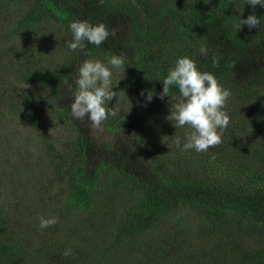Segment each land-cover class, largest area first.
Segmentation results:
<instances>
[{
    "label": "trees",
    "instance_id": "16d2710c",
    "mask_svg": "<svg viewBox=\"0 0 264 264\" xmlns=\"http://www.w3.org/2000/svg\"><path fill=\"white\" fill-rule=\"evenodd\" d=\"M254 11L257 28L237 30L253 12L246 0H0V107L40 133L26 164L39 174L19 184L43 197L15 217L0 204V264H264V7ZM73 21L116 34L73 52ZM121 53L124 67L109 65L116 115L102 140L73 119L63 93L85 59ZM182 57L231 93L223 142L207 152L175 143L187 131L167 118L178 89L158 95ZM43 124L66 131L51 138ZM40 216L58 222L41 229ZM83 228L93 237L79 238Z\"/></svg>",
    "mask_w": 264,
    "mask_h": 264
},
{
    "label": "clouds",
    "instance_id": "9594fccd",
    "mask_svg": "<svg viewBox=\"0 0 264 264\" xmlns=\"http://www.w3.org/2000/svg\"><path fill=\"white\" fill-rule=\"evenodd\" d=\"M246 4L253 7V12L246 19L239 18L237 30L242 25H246L249 29H256L260 23L254 9L256 5L264 7V2L246 0ZM69 28L73 33V40L67 47L73 52L77 50L83 52L85 41L99 47L109 36L116 34L115 29L109 31L104 23L92 25L87 21H73ZM200 53L207 56V47L202 46ZM126 59L127 54L121 53L112 55L107 64L88 59L81 63L75 82L76 87L73 88L71 84H68L65 91V97L70 101L68 108L74 120L87 122L90 129L102 131V123L108 116L116 115L114 110L106 107V102L117 95L111 87V68L124 67ZM218 62L219 58L214 57L213 65H217ZM162 85L163 91L158 94L160 99L168 97L171 86H175L179 92L175 103L170 104V114L167 116L176 122V128L187 129L183 137H176L175 143L178 147L182 144L185 151L207 152L223 142V130L230 123L225 107L231 93L218 82L213 74L200 71L194 60L182 57L178 58L174 67L169 69ZM141 95H144L143 91ZM154 95L157 94L149 90L146 101L151 102ZM38 219L41 229L54 226L58 222L55 216L47 218L40 216ZM63 254L71 255V249H66Z\"/></svg>",
    "mask_w": 264,
    "mask_h": 264
},
{
    "label": "rangeland",
    "instance_id": "374dc122",
    "mask_svg": "<svg viewBox=\"0 0 264 264\" xmlns=\"http://www.w3.org/2000/svg\"><path fill=\"white\" fill-rule=\"evenodd\" d=\"M242 74H244V72H242ZM239 75L242 76L241 74ZM6 79L7 81L14 82L18 88L24 87L27 90L30 89L34 94H38L37 90L32 85L16 80V77L13 75L7 76ZM75 82V78L72 79V83L75 84ZM20 93L21 91L18 90L16 95L18 100H20ZM51 101L52 97L44 94L42 102L40 103L42 105L40 108L44 109V113L46 112L43 119L47 122L50 121L49 123H52V116H48L47 114L50 112L48 103H51ZM63 101L66 105L70 104V101L65 97L64 93ZM13 102L16 104L18 103L16 99H14ZM79 123L80 127L85 132L96 136L98 139L106 140L110 138L109 134L104 129L102 131H97L90 129L87 122L79 121ZM45 128L50 132L51 138L57 137L59 133L64 134V131H66L65 128L54 129L49 125H45ZM39 134L38 129L33 127L29 122L26 120L23 122L20 121L18 117L11 116L5 108L0 107V204L5 206V209L9 211L10 215L14 213L15 210L23 213L33 200L41 202L43 199V197L38 199L32 198L31 193L24 189L25 186L22 187L21 184H19L21 183L20 181L27 179L29 171L31 174H39L38 170H36L37 168L35 169L33 166H30L31 162L35 161L34 158L39 155V144L36 142L39 141L36 139ZM28 163L30 164L29 166L26 165ZM13 219L15 220V218ZM87 231V229L83 228L79 238H81V236L93 237V233Z\"/></svg>",
    "mask_w": 264,
    "mask_h": 264
}]
</instances>
